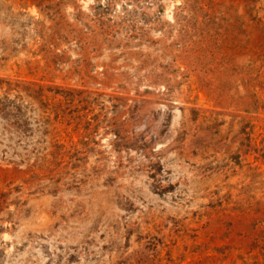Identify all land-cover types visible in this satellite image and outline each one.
<instances>
[{
	"label": "rangeland",
	"instance_id": "374dc122",
	"mask_svg": "<svg viewBox=\"0 0 264 264\" xmlns=\"http://www.w3.org/2000/svg\"><path fill=\"white\" fill-rule=\"evenodd\" d=\"M0 264H264V0H0Z\"/></svg>",
	"mask_w": 264,
	"mask_h": 264
}]
</instances>
